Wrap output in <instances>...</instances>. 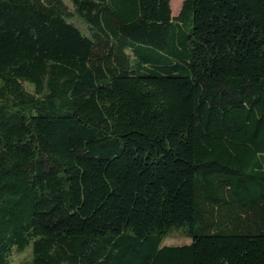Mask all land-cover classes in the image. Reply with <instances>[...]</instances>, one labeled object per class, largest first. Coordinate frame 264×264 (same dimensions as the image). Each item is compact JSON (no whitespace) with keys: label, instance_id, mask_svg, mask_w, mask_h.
Here are the masks:
<instances>
[{"label":"trees","instance_id":"16d2710c","mask_svg":"<svg viewBox=\"0 0 264 264\" xmlns=\"http://www.w3.org/2000/svg\"><path fill=\"white\" fill-rule=\"evenodd\" d=\"M26 250L264 264V0H0V264Z\"/></svg>","mask_w":264,"mask_h":264},{"label":"rangeland","instance_id":"374dc122","mask_svg":"<svg viewBox=\"0 0 264 264\" xmlns=\"http://www.w3.org/2000/svg\"><path fill=\"white\" fill-rule=\"evenodd\" d=\"M182 0H170V8L172 14H176L180 8V3ZM28 89H31L30 85H27ZM190 237L184 235L181 231L173 230L169 232L162 240V245H180L190 242ZM29 258V250L22 253H15L11 257V264H22Z\"/></svg>","mask_w":264,"mask_h":264},{"label":"crops","instance_id":"0c3cea01","mask_svg":"<svg viewBox=\"0 0 264 264\" xmlns=\"http://www.w3.org/2000/svg\"><path fill=\"white\" fill-rule=\"evenodd\" d=\"M182 2V1H181ZM180 5H181V3H180Z\"/></svg>","mask_w":264,"mask_h":264}]
</instances>
